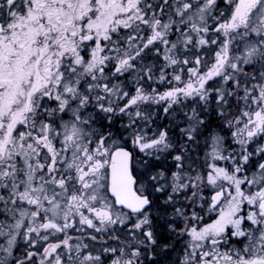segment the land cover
<instances>
[{
	"label": "snow or ice",
	"instance_id": "obj_1",
	"mask_svg": "<svg viewBox=\"0 0 264 264\" xmlns=\"http://www.w3.org/2000/svg\"><path fill=\"white\" fill-rule=\"evenodd\" d=\"M0 264H264V0H0Z\"/></svg>",
	"mask_w": 264,
	"mask_h": 264
}]
</instances>
